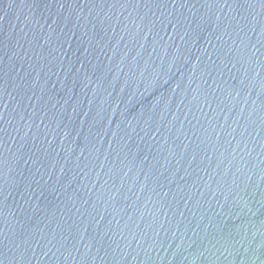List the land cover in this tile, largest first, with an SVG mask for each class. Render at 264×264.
Instances as JSON below:
<instances>
[{"label":"water","instance_id":"obj_1","mask_svg":"<svg viewBox=\"0 0 264 264\" xmlns=\"http://www.w3.org/2000/svg\"><path fill=\"white\" fill-rule=\"evenodd\" d=\"M0 264H264V0H0Z\"/></svg>","mask_w":264,"mask_h":264}]
</instances>
